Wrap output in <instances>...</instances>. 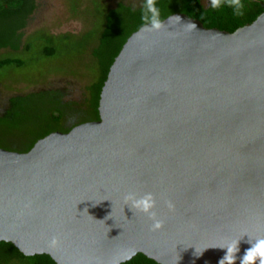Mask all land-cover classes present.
I'll use <instances>...</instances> for the list:
<instances>
[{
    "label": "water",
    "instance_id": "95a60500",
    "mask_svg": "<svg viewBox=\"0 0 264 264\" xmlns=\"http://www.w3.org/2000/svg\"><path fill=\"white\" fill-rule=\"evenodd\" d=\"M159 23L115 59L99 121L0 148V243L57 264H219L238 241L240 264L264 238V13L233 33ZM129 192L155 196L160 230Z\"/></svg>",
    "mask_w": 264,
    "mask_h": 264
},
{
    "label": "trees",
    "instance_id": "16d2710c",
    "mask_svg": "<svg viewBox=\"0 0 264 264\" xmlns=\"http://www.w3.org/2000/svg\"><path fill=\"white\" fill-rule=\"evenodd\" d=\"M38 0H0V51L31 53L21 50L32 15L37 9ZM204 0H142L139 6L120 2L115 8L108 7L103 16L102 29L98 34L97 45L91 51L93 64L101 74L92 78L88 86L89 97L85 107L65 103L61 92H32L9 100V108L0 114V148L26 153L35 144L53 132L68 133L74 127L87 122L100 120L99 103L102 89L110 68L131 35L143 26L152 23L153 16L164 21L176 13H183L201 21L208 29L217 28L235 32L253 23L264 13V1L239 0L243 7L237 12L234 0H219V6L212 3L205 6ZM79 55L86 50H81ZM88 51V50H87ZM57 50H45L53 57ZM88 53V52H87ZM85 55V54H84ZM27 67L26 60L17 56L0 59V73L11 69ZM0 264H57L48 255L25 256L12 243H0ZM124 264H158L143 254H139Z\"/></svg>",
    "mask_w": 264,
    "mask_h": 264
},
{
    "label": "rangeland",
    "instance_id": "374dc122",
    "mask_svg": "<svg viewBox=\"0 0 264 264\" xmlns=\"http://www.w3.org/2000/svg\"><path fill=\"white\" fill-rule=\"evenodd\" d=\"M120 2L139 6L142 0H38L21 49L33 51H0V59L17 56L27 63L26 68L0 73V113L12 96L43 89L61 90L68 101L85 107L88 86L101 74L89 50L97 45L105 11ZM203 3L209 6L212 0ZM45 50L57 53L48 57ZM81 50L86 51L79 55Z\"/></svg>",
    "mask_w": 264,
    "mask_h": 264
},
{
    "label": "clouds",
    "instance_id": "9594fccd",
    "mask_svg": "<svg viewBox=\"0 0 264 264\" xmlns=\"http://www.w3.org/2000/svg\"><path fill=\"white\" fill-rule=\"evenodd\" d=\"M234 3L236 4L237 12L239 13V10L243 5L239 3V0H234ZM212 6L214 8L218 7L219 0H212ZM149 8L155 12V10L152 9V0H149ZM160 26L161 25L155 18L154 14L152 27L158 29ZM124 200L129 203L131 211L143 213L152 221V230H160L163 227L164 221L159 219L157 213L154 211L156 208V198L151 192H146L139 196L134 192H129L124 196ZM168 207L172 210L174 205L169 201ZM247 242L251 244V247L245 251L242 257H240V264H256L257 260L259 261V264H264V238H258L255 242H252L250 238ZM52 243L54 245L58 243L56 238H53ZM238 243V241H233L227 245L221 246L222 249H226V254L219 261V264H235L237 253L240 251Z\"/></svg>",
    "mask_w": 264,
    "mask_h": 264
},
{
    "label": "flooded vegetation",
    "instance_id": "af4514ba",
    "mask_svg": "<svg viewBox=\"0 0 264 264\" xmlns=\"http://www.w3.org/2000/svg\"><path fill=\"white\" fill-rule=\"evenodd\" d=\"M45 91H55V92H59V93L61 92V94H62V95L64 96V98H65V103H67V104L71 103V104H74V106H79V105H76L74 102H70V101H68V100L66 99L67 95H66L63 91H61V90H57V89H43V90H38V91H35V92H36V93H39V92H45ZM25 95H27V94H25ZM25 95H23V96H25ZM16 96H21V95H16ZM16 96H12L11 98L16 97ZM11 98H9V100H10ZM8 108H9V103L7 104V107H6L1 113L7 111ZM1 113H0V114H1Z\"/></svg>",
    "mask_w": 264,
    "mask_h": 264
}]
</instances>
